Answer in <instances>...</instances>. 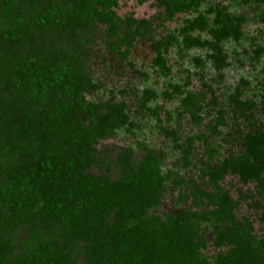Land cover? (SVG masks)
Returning <instances> with one entry per match:
<instances>
[{"label":"trees","instance_id":"1","mask_svg":"<svg viewBox=\"0 0 264 264\" xmlns=\"http://www.w3.org/2000/svg\"><path fill=\"white\" fill-rule=\"evenodd\" d=\"M119 1L0 0V264H264V95L257 104L242 101L237 90L229 98V111L222 110L207 85L196 93L169 84L161 94L145 89L136 95V113L155 121L180 149L186 168L194 166V138L179 144V129L172 126L177 117L187 115L199 126L206 121L203 111L213 107L216 113L205 123L210 134L221 135L228 119L252 129L240 133L241 153L219 165L208 160L197 180V173L190 172L193 195L206 199L211 210H183L166 219L152 213L169 179L162 171L163 152L145 148L135 163L134 150L123 146L117 156V180L91 172L97 165L110 171L98 158L101 148L132 125L125 102L88 100L101 87L84 62L82 37L87 39L96 23L109 25L115 33ZM148 1L163 8L166 20L178 14L199 15L187 20L178 36L158 20L127 18L123 38L111 42L109 51L127 62L137 38L148 40L160 30L151 40L152 67L163 78L172 70L166 56L180 44L184 50H211L209 59L221 74L227 66L221 43L240 38L243 19L216 5L209 9L214 14L210 20L199 12L209 0H138ZM231 2L264 6V0ZM258 18L264 22V14ZM195 31H207L211 39L193 37ZM261 52L256 50L255 57ZM196 66H202L201 60L196 59ZM176 94H185L177 110L151 107L160 96L170 101ZM196 138L208 147L205 135ZM209 154L212 159L214 151ZM228 176L253 190L248 195L238 190V199H233L228 189L218 186ZM183 201L180 195L178 203ZM242 202L253 215L237 216ZM202 223L211 224L212 246L219 251L212 259L202 252ZM20 234L23 238L17 240Z\"/></svg>","mask_w":264,"mask_h":264},{"label":"rangeland","instance_id":"2","mask_svg":"<svg viewBox=\"0 0 264 264\" xmlns=\"http://www.w3.org/2000/svg\"><path fill=\"white\" fill-rule=\"evenodd\" d=\"M216 5L225 8L230 16L243 19L240 38L230 37L221 43L227 56V66L220 72L221 74L216 72L212 60L209 59L211 50L200 47L184 50L183 45L180 44L181 47L173 46L167 54L166 57L172 65V70L168 78H163L152 67L154 53L151 49V40L160 35V30L151 33L148 40L144 41L137 38L134 48L130 50L127 62L118 59L109 51L111 42L121 41L123 38L126 32L124 21L127 18L158 20L163 23L167 31L178 36L179 30L185 22L195 19L199 15L196 12L178 14L172 20H166L163 8L153 1L140 4L138 0H120L118 8L115 10V15L119 20L115 33L112 32L109 25L96 23L95 27L88 33V38L82 37L86 50L84 62L87 71L93 82L101 87L89 95L88 100L96 103H110L113 98V102L116 104L125 102L132 122L131 126L119 130L113 139L104 142L101 148L98 158L100 162H105L110 171L100 169L97 165L91 168V172L104 174L113 180H117L119 178L117 156L123 146H130L134 150L133 160L135 163L140 162L145 154V148L163 152L165 158L162 171L169 176V179L165 183L166 188L159 208L152 211L153 214L162 219H166L169 215L178 214L183 210L191 212L211 210L206 199L203 200L200 196L193 195V187L189 185L188 179L191 175L190 172L193 170L196 173L199 172L208 160H210L211 165H219L225 158H231L235 153H241L242 139L240 133L245 134L252 129L247 123L237 125L228 119L227 125L220 128L221 135L210 134L205 123L209 117L215 115L216 110L213 107L203 111L201 115L206 121L199 126H194L187 115L177 117L172 126L179 129L181 138L179 144H185L189 137L194 138V150L191 155L194 166L186 168L181 162L180 149L174 145L171 139L166 138L161 133L155 121L151 117L136 113V95L141 96V92L145 89L161 94L169 84L181 86L183 93H196L202 90V85H207L211 89L210 92H213L217 97L222 110L228 111L229 98L237 90L241 93L242 101L251 100L257 104L260 102L261 96L264 95V22L258 18L259 14H264V6L255 9L253 6H239L232 3L231 0H209L201 6L199 12L213 20L214 14L209 13V9ZM191 35L193 37L200 36L202 40L211 39L207 31H195ZM181 39L179 37V41ZM258 49H261L262 52L256 58L255 51ZM196 59L201 60L202 66H196ZM135 70L147 75V78ZM184 96L185 94H176L170 101L160 96L151 104V107L162 106L166 110L175 111L180 108V102ZM259 117L260 114H256V118ZM199 135L207 137L208 147L203 141L196 138ZM209 151H214L212 159H210ZM197 178L198 173L196 176L194 175L193 179L197 180ZM180 179H183L184 183L177 184L176 182ZM218 186L228 189L233 199H238V190L247 195L253 190L252 185L241 186L236 178L230 176L226 177ZM217 191L219 192V190ZM180 195L184 198L182 203H178ZM255 199L258 200L256 195ZM250 209L252 208H249L246 203H240L237 216L253 215V210ZM211 228L210 223H202L199 229V240L203 238L206 241V248L202 252L209 259H212L219 252L212 246L214 236ZM22 238L23 234H20L17 240Z\"/></svg>","mask_w":264,"mask_h":264}]
</instances>
